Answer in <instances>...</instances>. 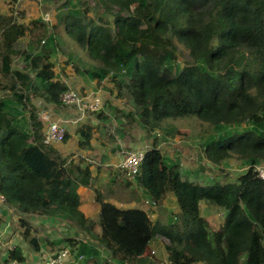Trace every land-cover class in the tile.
<instances>
[{"label":"trees","instance_id":"obj_1","mask_svg":"<svg viewBox=\"0 0 264 264\" xmlns=\"http://www.w3.org/2000/svg\"><path fill=\"white\" fill-rule=\"evenodd\" d=\"M55 1L57 22L34 50L13 47L12 20L0 15V194L6 205L22 217L72 225L84 239L66 237L64 247L86 258L93 244L108 253L104 264H264V180L256 172L264 165V0H79L72 7L70 0ZM89 1L105 14L91 16ZM59 29L100 64L76 73L98 84L110 81L119 98L133 103L132 112L122 113L126 118L149 131L164 121L198 118L215 134L202 145L203 159L219 166L236 158L246 171L226 184L191 181L154 144L136 175L123 171L153 210L110 201L115 186L131 188L133 181L105 166L111 178L100 189V166L44 142L40 113L48 109L38 103L67 109L61 97L69 86L45 46L47 40L58 45L52 32ZM179 45L188 56L182 62ZM14 56L22 58V69H13ZM95 131L90 120L76 129L79 151H93ZM68 139L67 133L64 143ZM84 189L99 205L98 223L82 210ZM171 194L174 218L153 220ZM202 202L225 211L218 229L203 215ZM21 221L25 243L39 252L37 230ZM160 238L166 263L152 257ZM12 261L26 263L21 247L3 264Z\"/></svg>","mask_w":264,"mask_h":264},{"label":"rangeland","instance_id":"obj_2","mask_svg":"<svg viewBox=\"0 0 264 264\" xmlns=\"http://www.w3.org/2000/svg\"><path fill=\"white\" fill-rule=\"evenodd\" d=\"M78 1L70 0V7L79 5ZM88 4L93 9L90 12L91 16L97 17L96 15L98 14H105V12H102L104 10L98 13L97 11L100 10L95 7L93 2L89 1ZM59 5L60 2L55 0H34L28 4L18 5L11 0L10 2L2 0L0 9H8L9 17H11L12 9H17V15L11 24V29L14 31L12 34L13 47L25 52L36 49L38 40L43 36H47L50 25L57 22L56 17L60 14ZM52 34L58 45L51 40H47L45 46L52 49V61L55 64V72L58 77L61 80H66L72 87L71 89L99 94L102 98L103 106L96 113H85L82 116L67 109L50 108L44 102L38 104L41 105L42 110L48 109L47 113L53 120L65 113L75 118L71 123V131L68 130L69 139L67 142L55 146L58 147L59 151L66 149L67 152H63L66 156L72 154L77 159L80 155L79 150H77L78 143L76 139H78V136L75 133L76 129L87 123V120H90L95 125L96 131L92 141L93 152L85 153L84 155L90 159L93 165L101 167V173L97 181L100 189H103V186L111 178V174L105 169V166L112 167L116 173L122 174L125 181H133L131 188L123 189L115 186V194L110 201L122 208L140 207L146 210H153L150 207L149 199L143 194L142 188L135 185L136 183L130 176L123 174L124 169L121 168V161L129 154L137 151L146 152L154 144H157L165 157L175 159L180 164L181 172L187 175L191 181L203 184L215 182L226 184L233 182L239 174L246 171L247 167L236 158H232L219 166H213L203 159L202 145L215 134L209 124L198 118L164 121L156 131H149L141 123L130 121L122 113L128 114L132 112L134 109L133 103L127 98H119L117 89L110 81L105 80L98 84L87 78L80 77L75 71L78 68L85 70L93 66H100V64L93 61L81 47L76 45L65 30L59 29L54 33L52 32ZM180 50L179 62H182L188 59V56L184 47L180 46ZM23 66L22 58L14 56L13 69H22ZM203 167L207 169L205 172L200 171V168L203 169ZM87 202L88 200H85L82 210L89 211L94 221L98 223V212L96 213L92 208L88 207ZM201 206L203 215L211 221L214 228L218 229L223 224L225 211L206 202H202ZM177 210L176 199L171 194L164 203L163 211L160 209L158 212L153 213L151 217L155 220L161 214L166 218L173 219ZM36 221V227H38L36 236L41 248L55 252L67 245L64 242L66 237L77 240L84 239L82 234L68 223L53 220V222L51 221L46 225L43 222ZM22 222L20 221V224L16 225L11 222V237L18 234L17 232L20 231ZM20 236L23 239L21 234L17 238H20ZM3 240L5 241L6 239ZM165 244L166 241L160 238L155 251L152 252V257H156L163 263L167 262V255L163 248ZM5 246L6 244L2 241L0 243V264L5 262ZM29 247L32 248L31 246ZM79 253L78 250H75L73 251V256L76 257ZM85 254V260L72 264H104L108 259V253L93 244L88 246Z\"/></svg>","mask_w":264,"mask_h":264},{"label":"built area","instance_id":"obj_3","mask_svg":"<svg viewBox=\"0 0 264 264\" xmlns=\"http://www.w3.org/2000/svg\"><path fill=\"white\" fill-rule=\"evenodd\" d=\"M18 4H28L34 0H11ZM42 1V0H37ZM62 105L75 113L81 114L85 113H96L102 109L103 102L102 98L97 93L92 92H80L76 89L69 88L62 97ZM40 118L44 122V142L45 144L57 146L64 143L68 133V127L65 122L59 120H53L50 115L43 111L40 113ZM145 152L137 151L135 153L129 154L125 159L121 161V168L126 170L130 176H134L138 173L139 166L144 158ZM258 176L264 180V165H260L256 168ZM7 213L10 217L17 221H21L23 218L19 215L14 208L6 205V200L3 195L0 194V217L4 218V214ZM1 239V235H0ZM2 241H0L1 243ZM16 246L6 245V258L10 251H13ZM5 258V259H6ZM84 256H73L70 248L62 247L55 252L47 254L45 256H40L32 262H27L24 264H71L83 261ZM9 264H17L16 261H12ZM201 264V263H195Z\"/></svg>","mask_w":264,"mask_h":264},{"label":"crops","instance_id":"obj_4","mask_svg":"<svg viewBox=\"0 0 264 264\" xmlns=\"http://www.w3.org/2000/svg\"><path fill=\"white\" fill-rule=\"evenodd\" d=\"M1 2H2V0H0V4H1ZM7 2H10V0H7ZM4 12L7 15L6 14L4 15ZM7 12H8V9H0V15L1 16H5V17H8V18H11V20H14L15 17H16V15H17V9H12L11 17L8 16V13ZM63 81L69 86V88H72L70 86V84L66 80H63ZM73 119H75L73 116H71V115L69 116V114H66L65 113L64 115L60 116L56 120L65 122L66 125H67V127H68V130L71 131V129H72V124L71 123H72V120ZM76 140H77V143H78V139H76ZM56 148L58 149V147H56ZM77 150H78V145H77ZM65 151L67 152L66 149L64 151H60V152L64 156H66L64 154ZM91 152H93V151H91ZM91 152L79 151V154L82 155V156H85L84 155L85 153H91ZM84 196H85V198H83ZM85 200H88V202H87L88 203V207L92 208L96 213L98 212V214H99V211H100L99 210V206H97L94 203V195H93V191L92 190H90V189H84L83 190V192L81 194V202H82V205L85 203ZM83 212L85 213V215L87 217H90V218H92L94 220L93 216L90 214L89 211L85 210ZM3 220H4V224L2 225V227L0 229V235H1L0 241H3L4 244H6V245H12V246H19V247H21V249L23 251V254L26 257V263L27 262H32V261L36 260L37 258H39L40 256H45V255L50 254L52 252V251H49L48 249H44V248H41L39 252H35L32 248H30L25 243L24 239H21V236H20V238H17V236L20 234V231H18L17 232L18 234H15L14 237H11V233H10V231L12 229V227L10 225L11 222L12 223L14 222V224L16 225V224H20V221H17L15 219H13V217H10L9 215H7V213H5ZM23 220L28 221L29 223H31V226L33 227V230H37V228H38V227H36V223H35L36 220H37L36 222L40 221V222H43L46 225H47V223H50L51 221L53 222V220L58 221V220L53 219V218H51V219H48V218H39V217H36V216L35 217H25V218H23ZM3 239H6V240L4 241Z\"/></svg>","mask_w":264,"mask_h":264}]
</instances>
